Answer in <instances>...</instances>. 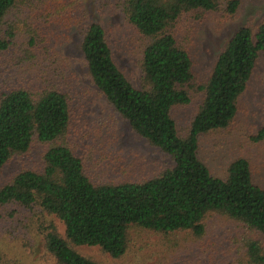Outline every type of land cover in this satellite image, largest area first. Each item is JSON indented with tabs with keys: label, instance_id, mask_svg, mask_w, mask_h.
Segmentation results:
<instances>
[{
	"label": "trees",
	"instance_id": "1",
	"mask_svg": "<svg viewBox=\"0 0 264 264\" xmlns=\"http://www.w3.org/2000/svg\"><path fill=\"white\" fill-rule=\"evenodd\" d=\"M74 1L0 0V179L12 159L35 145L43 148L40 169L0 186V205L38 206L64 224V237L54 225L47 229L46 247L57 264H99L77 251L82 246L121 259L133 229L164 236L190 232L199 239L215 214L246 230L234 242L245 252L242 264H264V185L246 158L234 160L218 177L201 154L203 138L229 129L238 115L264 53V23L256 33L250 27L238 30L208 81L195 85L193 59L178 37L180 24L185 16L200 20L216 11L218 1L120 0L127 24L145 42L138 89L119 68L105 27L79 19ZM226 2L227 13L236 15L241 0ZM75 25L89 76L109 109L167 154L173 167L142 182H120L100 171L105 157L92 162L80 152L73 139L78 107L54 65L60 60V33ZM192 91L203 100L183 132L173 111L191 103ZM252 139L264 141V127Z\"/></svg>",
	"mask_w": 264,
	"mask_h": 264
},
{
	"label": "rangeland",
	"instance_id": "2",
	"mask_svg": "<svg viewBox=\"0 0 264 264\" xmlns=\"http://www.w3.org/2000/svg\"><path fill=\"white\" fill-rule=\"evenodd\" d=\"M120 0H76L79 19L98 22L106 31L119 68L138 89L142 87L141 61L145 42L127 24ZM218 9L200 20L185 16L180 24L179 40L191 54L195 85L205 84L220 53L232 36L243 27L256 33L264 23V0H241L238 13H227L226 0H217ZM74 7V8H75ZM83 24H80V27ZM57 37H59L57 32ZM78 25L60 33V60L56 65L64 75L63 85L72 91L77 114L74 121V142L87 160L100 161L104 177L117 181L142 182L174 166L172 159L160 149L137 136L128 122L114 114L104 95L93 84L80 48ZM22 69V68H21ZM191 103L174 109L178 128L187 131L203 100V94L192 91ZM264 127V53H260L248 89L240 98L238 115L225 131L212 133L202 140V158L213 173L224 177L237 158H246L255 171V179L264 185V141L253 137ZM43 148L35 145L31 152L12 159L5 167L0 186L23 171L42 167ZM54 225L61 236L65 226L40 207L17 204L0 205V254L2 264H57L46 247L47 229ZM244 227L222 215L205 221V234L197 239L190 232L164 236L152 231L133 229L129 249L121 259H113L99 247L82 246L77 251L99 264H242L245 252L240 245L246 234ZM174 242L173 245H170ZM238 247L240 251H238ZM238 251V252H237Z\"/></svg>",
	"mask_w": 264,
	"mask_h": 264
}]
</instances>
